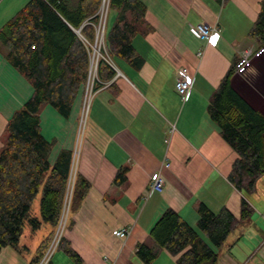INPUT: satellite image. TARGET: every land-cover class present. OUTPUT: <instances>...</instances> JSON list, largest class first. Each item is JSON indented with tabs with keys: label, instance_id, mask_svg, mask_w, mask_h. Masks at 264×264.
I'll use <instances>...</instances> for the list:
<instances>
[{
	"label": "crops",
	"instance_id": "1",
	"mask_svg": "<svg viewBox=\"0 0 264 264\" xmlns=\"http://www.w3.org/2000/svg\"><path fill=\"white\" fill-rule=\"evenodd\" d=\"M142 1L150 29L133 39L140 61L114 56L119 72L96 88L82 136L84 92H79L68 118L50 105L41 112L43 135L55 140L51 164L62 149L75 151L81 140L77 173L90 188L81 206L72 211L70 226L63 234L84 264H146L137 253L140 244L157 251L149 264H178L179 255L159 248L150 236L168 208L201 235V204L215 213L227 207L240 217L243 193L229 178L239 155L224 140L209 105L221 79L244 51L252 50L246 65L250 71L243 81V72L236 69L233 85L264 112V47L258 38L249 36L261 0ZM198 23L217 26L215 43L191 34L189 28ZM0 67L15 87L11 93L0 86L1 149L9 119L32 95L33 87L1 53ZM179 67L193 76L185 100L175 86ZM121 170L126 180L117 184ZM157 171L165 184L162 191L150 192L151 175ZM249 200L255 212L231 233L217 264H264V189ZM34 217L41 220V214ZM44 224L47 234L37 248L52 231L45 222L39 229ZM122 227H129L130 234L114 235L113 230ZM21 257L7 246L0 252V264H29L32 259L22 262ZM51 260L75 264L67 255L55 258L53 254Z\"/></svg>",
	"mask_w": 264,
	"mask_h": 264
},
{
	"label": "trees",
	"instance_id": "2",
	"mask_svg": "<svg viewBox=\"0 0 264 264\" xmlns=\"http://www.w3.org/2000/svg\"><path fill=\"white\" fill-rule=\"evenodd\" d=\"M102 0H29L0 28V43L8 63L21 72L33 87L32 95L9 119L0 149V252L11 246L18 250L20 237L29 222L38 229L42 222L52 226L29 264H38L60 223L67 193L74 151L62 149L54 164L50 156L55 140L43 135L41 112L50 105L68 118L75 100L84 92L89 74L90 53L81 35L94 39V23ZM115 11L106 34L109 53L129 62L140 61L133 39L150 28L142 0H110ZM80 30V33L77 30ZM264 47V0L257 20L249 31ZM236 58L212 96L209 113L224 140L237 152L229 175L243 193L241 214L227 207L213 212L205 204L199 207V229L193 228L176 210L166 209L150 230L159 246L179 255L178 264H217L220 251L239 226L255 209L249 197L264 189V112L254 107L233 85ZM116 70L104 59L99 61L96 88L110 81ZM121 170L115 182L124 183ZM42 188L41 220L30 215L31 205ZM90 183L76 173L69 211H74L88 194ZM67 228L70 226L66 223ZM59 249L75 263L82 256L62 235ZM149 264L157 251L140 244L137 251ZM48 264H54L52 260Z\"/></svg>",
	"mask_w": 264,
	"mask_h": 264
},
{
	"label": "built area",
	"instance_id": "3",
	"mask_svg": "<svg viewBox=\"0 0 264 264\" xmlns=\"http://www.w3.org/2000/svg\"><path fill=\"white\" fill-rule=\"evenodd\" d=\"M109 7H110V0H102L100 8L97 12V15L99 17L98 22L94 23V27H95L94 40L91 41L87 39L86 37H84L83 35H81L90 53L89 74H88V79H87L85 90H84L82 117H81V123L83 122L84 124L86 123V118H87L88 111L91 105V101L96 91V83L100 81L98 77L99 61L101 59H104L116 70V72H119L118 67L115 64L113 57L109 53V50L106 44L105 24L107 20ZM189 31L191 32V34H193L197 38L206 39L211 44L215 43L219 36V31H218L217 26H211L207 23H198L196 25H192L189 28ZM251 53H252V50L244 51V53L242 54V57H240V61L236 67V69L239 72H243L246 70V65L249 62L248 57ZM102 83L103 85L106 84L105 82H102ZM192 83H193V76L188 71V69L185 67H179L176 72L175 86H176L177 92L180 94L183 100L186 99L189 91L191 90ZM78 157H79V148L77 147L73 155V164H72V168L70 172L67 193L65 196V203H64L60 223L58 225V231L59 232L61 231L60 233L61 235L63 234V230L66 225L67 216L69 214L70 203H71V198H72V193H73V188H74V183H75V177L77 173ZM166 166H168V164H166ZM164 184H165V180L163 176L161 175V173L159 171L154 172L151 175L149 190L150 192L162 191ZM130 232H131V229L129 227H122V228H117L113 230L114 235L121 237V238L129 235ZM59 240L60 238L57 240V238L55 237L54 241H52V243L48 245L46 251L44 252L41 259L39 260L38 264H48L50 262L54 252L58 248Z\"/></svg>",
	"mask_w": 264,
	"mask_h": 264
},
{
	"label": "rangeland",
	"instance_id": "4",
	"mask_svg": "<svg viewBox=\"0 0 264 264\" xmlns=\"http://www.w3.org/2000/svg\"><path fill=\"white\" fill-rule=\"evenodd\" d=\"M28 1L29 0H0V25L3 26V24L7 20H9L15 13H17ZM106 4H107V2H106ZM114 15H115V11L111 10L110 7H109L107 20H106V24H105L106 34H107L108 27L111 25V23L113 21ZM93 40H91V41H93ZM0 53L2 55H4V56H5V53H6V50H5V48L3 47V45L1 43H0ZM250 68H251V66H250ZM249 71H250V69H246L245 71H243V73H241V74H244V76H240L243 79V81H245L246 77H248L247 75L249 74ZM19 73L21 74V72H19ZM235 73H236V71H235ZM21 75H23V74H21ZM24 78L27 79L25 76H24ZM10 79H11L10 76L3 70L2 67H0V86L2 88H4V90H7V91H9L11 93H14L15 87L13 85V82ZM29 83H30V81H29ZM44 118L46 120V116L45 115H44ZM45 124H46V121H45ZM85 125L86 124H84L83 122L82 123L80 122V131H79L80 137L82 136L81 133H83ZM76 144H77V140H76V143L74 145V149L76 148ZM78 147L81 148V140H80V142L78 144ZM77 164H78V161H77ZM77 170H78V165H77ZM262 181L263 182H261V183L264 186V178L262 179ZM42 193L43 192H42V188H41V190L39 191L37 197L35 198V200L33 201L32 205H31V210H30V215L31 216H35V214L40 215L39 205H40V200H41V197H42ZM38 212H39V214H38ZM72 213L73 212L70 210L69 214L67 216L66 223L67 222L69 223L71 221ZM46 228H47V225H45V224L40 229L39 228L38 229H34L33 226H31V224L29 222L25 225L24 231H23V233H22V235L20 237L19 245L17 247L18 250L16 249L19 253L22 254V257L20 258L22 262L25 260V258L29 259V260L32 258L33 254H34V252H35V250L37 248V245H36L37 242L40 241L45 234H47L46 233L47 232ZM67 229L68 228L65 225L63 233H65ZM60 233H61V231L59 232L58 228H57V230H56L53 238L51 239L50 243H52V241H54L55 237L57 238V240L59 238L61 239L63 234L61 235ZM59 242H60V240H59ZM58 247H59V245H58ZM54 254H55V258L59 257V256H62V255H66L65 252L62 251L59 248H57V250L54 252Z\"/></svg>",
	"mask_w": 264,
	"mask_h": 264
},
{
	"label": "water",
	"instance_id": "5",
	"mask_svg": "<svg viewBox=\"0 0 264 264\" xmlns=\"http://www.w3.org/2000/svg\"><path fill=\"white\" fill-rule=\"evenodd\" d=\"M77 32L80 33V30L78 29Z\"/></svg>",
	"mask_w": 264,
	"mask_h": 264
}]
</instances>
